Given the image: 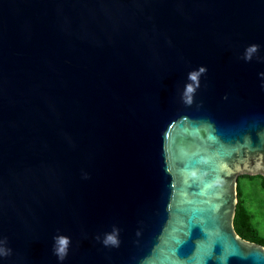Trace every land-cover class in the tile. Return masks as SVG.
<instances>
[{
  "label": "water",
  "instance_id": "water-1",
  "mask_svg": "<svg viewBox=\"0 0 264 264\" xmlns=\"http://www.w3.org/2000/svg\"><path fill=\"white\" fill-rule=\"evenodd\" d=\"M262 73L264 0H0V264H264Z\"/></svg>",
  "mask_w": 264,
  "mask_h": 264
},
{
  "label": "rangeland",
  "instance_id": "rangeland-1",
  "mask_svg": "<svg viewBox=\"0 0 264 264\" xmlns=\"http://www.w3.org/2000/svg\"><path fill=\"white\" fill-rule=\"evenodd\" d=\"M260 179L239 178L238 186L245 201L251 224L264 239V190L260 186Z\"/></svg>",
  "mask_w": 264,
  "mask_h": 264
},
{
  "label": "trees",
  "instance_id": "trees-1",
  "mask_svg": "<svg viewBox=\"0 0 264 264\" xmlns=\"http://www.w3.org/2000/svg\"><path fill=\"white\" fill-rule=\"evenodd\" d=\"M248 178V179H254L259 178L260 179V186L264 190V178L256 175V176H248V175H241L239 178ZM237 205L233 220V226L236 234L246 241L256 243L258 245H261L264 247V239L258 234L257 230H255L251 224V215L248 213L247 208L245 206V201L241 195L238 183H237Z\"/></svg>",
  "mask_w": 264,
  "mask_h": 264
},
{
  "label": "clouds",
  "instance_id": "clouds-1",
  "mask_svg": "<svg viewBox=\"0 0 264 264\" xmlns=\"http://www.w3.org/2000/svg\"><path fill=\"white\" fill-rule=\"evenodd\" d=\"M256 46H252V48L250 50H255ZM246 59H250V56H246ZM262 76H264V73L261 74ZM85 179H87V175H85L84 177ZM116 230L114 229V232ZM105 245L108 244H113L115 245L117 243V240L114 238L113 235H107L106 238L102 241ZM6 243V241H0V244H4ZM71 244V240L69 237H65L63 235H57L55 237H53V254L57 257L58 261L62 262L67 254H68V249L70 247ZM11 254V249L9 248H4V247H0V256H7Z\"/></svg>",
  "mask_w": 264,
  "mask_h": 264
}]
</instances>
